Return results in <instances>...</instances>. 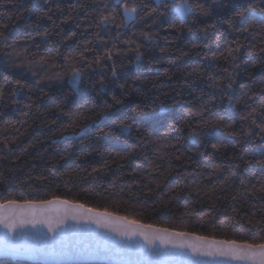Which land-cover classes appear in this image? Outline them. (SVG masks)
<instances>
[{"label":"trees","instance_id":"1","mask_svg":"<svg viewBox=\"0 0 264 264\" xmlns=\"http://www.w3.org/2000/svg\"><path fill=\"white\" fill-rule=\"evenodd\" d=\"M126 2L138 11L125 25L116 0H0L1 202L64 199L264 243V132L251 124L264 100V0H190L207 15L194 6L183 21L172 8L179 0H163L155 19L145 16L155 0ZM74 58L78 92L69 84Z\"/></svg>","mask_w":264,"mask_h":264},{"label":"snow or ice","instance_id":"2","mask_svg":"<svg viewBox=\"0 0 264 264\" xmlns=\"http://www.w3.org/2000/svg\"><path fill=\"white\" fill-rule=\"evenodd\" d=\"M116 2L123 5L125 25L129 21H134L136 19L135 14L138 11V7L135 3H133L132 7H129L126 0H116ZM155 3L157 7L151 8V10L145 14L146 17L155 19L161 15L160 9L164 6L163 0H155ZM194 6L199 7L200 10L207 15V11L203 9L202 6L194 5L190 0H179L178 4L174 2L172 8L178 18L183 21L192 13ZM251 11V6H249L238 13L241 22L244 21L246 13H250ZM115 13V8L110 10V15L113 18ZM105 22H111L109 15H102L100 23L104 24ZM229 26L231 27V24ZM242 30L247 31V29ZM73 35H75V33H73ZM224 35L223 32L220 33V36ZM3 36L4 33L0 32V38ZM69 39H71V37H69ZM139 47L140 45H136L137 61L140 60ZM205 47H208V45L206 44ZM239 50V45L236 49H229L228 56L235 60L236 57L233 56V52H239ZM261 51L264 52V48H262ZM184 54L187 55V53ZM207 55L215 57L216 53L210 52ZM100 59V57H97L95 62L98 64ZM106 59H111V55H108ZM78 63H81V61H77L74 58L73 62H70L68 65L70 69L69 84L76 92L80 90L83 76L82 67L76 66ZM112 75L113 77L116 76L114 68ZM209 79L214 82L212 86L219 87L221 91H223L222 83L217 82L211 75ZM15 83L21 89L25 87L19 79L16 80ZM121 88H123V85H121ZM227 88L231 90L232 84H227ZM13 94H15V92ZM3 95L4 91L0 88V97H3ZM113 100L117 104L122 103L120 97L115 94H113ZM228 100L230 104L233 103L230 93L228 94ZM161 111H166V109L162 108ZM257 111V109H253V112L249 113V116H254V113ZM259 114L262 119L258 122L256 118H253L251 124L260 128L261 132H264V100L260 103ZM243 118L246 119V117ZM213 124L220 125V121H206L205 127L210 129ZM121 127L124 131H128L130 125L122 124ZM193 135L198 136L199 133H194ZM248 135L251 137L252 133L249 132ZM217 147L216 144H212V148L216 149ZM177 159H179V157H177ZM261 163L264 164V161H261ZM236 167L239 168L240 165H236ZM260 191L264 192V185L261 186ZM0 210H3L0 211V226L5 229V231H0V255L47 258L83 254L112 256L114 254L124 255L133 251L131 245H123L120 241L115 240H112L111 243L105 242L100 244L96 242L94 245L90 244L86 237L81 236L80 229L63 227L65 221L68 219L77 222L83 219L85 222L94 223L99 227L111 226V230L120 236L131 237L138 234L142 236L149 245H154L157 240H159L161 244L171 242V235L168 233L167 228H153L151 225H137L133 228L131 225L136 224L133 220H128L125 217H113L112 213L108 211L95 212L91 208L85 209L83 204L70 203L67 200L25 201L23 204L15 200H8L6 203L0 204ZM28 225H31V229L27 228ZM37 225L41 227L38 228ZM45 227L47 228V232L44 231ZM145 229H149L150 231H146ZM49 233H51V235H49ZM172 235L188 237L189 233H175ZM194 239L201 243L199 245H194L192 243L185 244L181 241L172 242V246L181 249L188 247L191 248L193 252H197L204 256L219 255L234 260L251 261L252 264H264V243L255 244L247 241H238L236 239L217 241L214 239L209 240L207 236H196ZM136 254L146 257L169 255L168 253H160L158 249H137ZM126 264H133V262L128 261ZM187 264H191V262H187Z\"/></svg>","mask_w":264,"mask_h":264},{"label":"water","instance_id":"3","mask_svg":"<svg viewBox=\"0 0 264 264\" xmlns=\"http://www.w3.org/2000/svg\"><path fill=\"white\" fill-rule=\"evenodd\" d=\"M52 200H64V199H52ZM68 201V200H67ZM70 203H76L69 201ZM0 200V204H2ZM6 203V202H5ZM23 204L24 202H18ZM81 204V203H77ZM84 205V204H83ZM85 209L90 207L84 205ZM93 209V208H91ZM95 212H104L101 210L93 209ZM3 211V210H0ZM113 217H123L118 214L112 213ZM126 218V217H125ZM128 219V218H127ZM131 220V219H128ZM134 221V220H133ZM136 224L131 225V227L135 228L137 225H145L147 224L137 222ZM152 226V225H151ZM37 227H41L37 225ZM63 227L70 229H80L81 236L86 237L90 244H95L99 242L103 244L105 242L111 243L112 240L120 241L123 245H131L133 251L131 253H126L124 255H112V256H95V255H69V256H53V257H24V256H9V255H0V259H8L13 262L22 261L28 263L35 264H92V263H102V264H126V262L131 261L133 264H187V262H191V264H252L251 261H241L230 259L225 256H204L200 255L197 252H193L191 248H174L172 246V242H181L183 241L185 244L192 243L194 245H199L201 242L195 240L194 238L196 234L189 233L188 237H178L172 234L175 233H185L176 230L168 229V233L171 235V242L167 244H161L159 240L155 241L154 245H149L142 236L135 235L131 237L120 236L116 232L111 230V226L109 227H99L94 223L85 222L81 219L79 222L68 219L65 221ZM153 228H163L152 226ZM27 228L31 229V225H28ZM146 231H150L149 229H145ZM0 231H5L2 226H0ZM44 231L47 232V228H44ZM51 235V233H49ZM209 238V237H208ZM222 240L209 238V240ZM154 250L158 249L160 253H168L169 255H160V256H139L136 254V250ZM174 254V255H173ZM182 254V255H181Z\"/></svg>","mask_w":264,"mask_h":264}]
</instances>
